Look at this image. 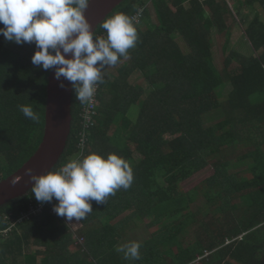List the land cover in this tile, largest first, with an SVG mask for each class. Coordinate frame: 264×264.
<instances>
[{
	"label": "trees",
	"instance_id": "trees-1",
	"mask_svg": "<svg viewBox=\"0 0 264 264\" xmlns=\"http://www.w3.org/2000/svg\"><path fill=\"white\" fill-rule=\"evenodd\" d=\"M117 13L132 19L138 40L127 58L103 69L79 159L116 154L133 182L105 204L91 201L79 236L49 205L24 219L30 205L41 204L31 191L3 206L0 264H264V0H125L106 19ZM101 24L94 37L106 36ZM235 26L244 30L245 54L231 49ZM215 36L223 42L221 70ZM36 50L0 35V182L44 136L51 69L32 64ZM28 104L38 124L19 111ZM85 104L74 92L71 134L54 170L79 156ZM246 161L242 175L230 171ZM209 166L213 175L185 191L183 184ZM199 195L205 205L195 212ZM135 220L152 234L141 258L130 261L115 248Z\"/></svg>",
	"mask_w": 264,
	"mask_h": 264
},
{
	"label": "clouds",
	"instance_id": "clouds-1",
	"mask_svg": "<svg viewBox=\"0 0 264 264\" xmlns=\"http://www.w3.org/2000/svg\"><path fill=\"white\" fill-rule=\"evenodd\" d=\"M91 0H0V35L18 45L34 43L31 57L34 66L55 69V78L71 83L76 100L82 104L92 100L96 85L103 83V69L115 66L119 58H127L138 34L132 19L123 13L107 18L101 24L106 37L93 35L85 16ZM71 54V58H66ZM64 87L63 82L59 85ZM19 111L33 123L40 115L31 104L18 105ZM32 182L31 192L40 203H58L53 211L69 222L84 220L92 212L91 201L105 204L116 191L128 189L133 182L129 164L116 154L106 157L90 153L83 159L71 160L56 170L34 174L25 169ZM22 179L15 177L12 184ZM141 244L137 241L117 246L125 260H139Z\"/></svg>",
	"mask_w": 264,
	"mask_h": 264
},
{
	"label": "water",
	"instance_id": "water-1",
	"mask_svg": "<svg viewBox=\"0 0 264 264\" xmlns=\"http://www.w3.org/2000/svg\"><path fill=\"white\" fill-rule=\"evenodd\" d=\"M125 0H91L85 11L93 34L106 17ZM66 58H71V54ZM55 69L50 70L47 85L45 109V128L42 142L36 152L15 173L0 182V209L11 202L25 197L32 188V182L25 175V169H33L34 174H45L53 171L59 164L67 147L72 130V85L61 78L58 81L54 75ZM63 82L64 87L59 85ZM21 176L22 179L15 185L12 180Z\"/></svg>",
	"mask_w": 264,
	"mask_h": 264
},
{
	"label": "rangeland",
	"instance_id": "rangeland-1",
	"mask_svg": "<svg viewBox=\"0 0 264 264\" xmlns=\"http://www.w3.org/2000/svg\"><path fill=\"white\" fill-rule=\"evenodd\" d=\"M232 2H235V0H230ZM153 6L151 4L149 5V14L150 19L153 21H156ZM230 24L233 22V20H229ZM232 30V29H231ZM231 49L237 52H241V54H245L247 50H249V45L247 44V39L244 35L243 28L240 27H234L231 31ZM223 42L220 44L218 41V37L215 36V47H214V55H215V63L219 70L222 69L223 61H224V55L222 52ZM227 56V55H226ZM251 161H246L243 163H238L231 167L230 171L232 173H239V176L242 175L243 171L250 166ZM214 173L213 167L209 166L206 170H203L193 176L191 179L186 181L183 184V187L185 191H189L194 189L196 186H198L202 181H205L207 178L212 176ZM58 202V201H57ZM205 205V198H203L201 195L198 196L197 201L193 205L192 210L197 212L202 208V206ZM130 214H126L121 219H126ZM64 220L68 224L69 228L71 229V232L75 233L77 236H79V231L81 230L82 226L80 222H76L75 220L69 222L65 217ZM119 219V220H121ZM152 231H149L146 227L145 222L140 220H135L131 224H129L126 229L123 231V241L121 245L126 244L128 242L137 241L140 244L144 243V241L149 240L151 238ZM120 246V245H119ZM194 264H199V261H196Z\"/></svg>",
	"mask_w": 264,
	"mask_h": 264
},
{
	"label": "built area",
	"instance_id": "built-area-1",
	"mask_svg": "<svg viewBox=\"0 0 264 264\" xmlns=\"http://www.w3.org/2000/svg\"><path fill=\"white\" fill-rule=\"evenodd\" d=\"M139 16V15H138ZM140 17V16H139ZM138 17H133V20L137 21ZM99 37L105 38V34L100 35ZM98 91H99V85H96V91L94 93V96L92 100L88 103H86L80 113L81 117V131L79 133V140H80V150L79 151V157L82 155L83 148L86 145L87 142V136L90 131V129L94 126V118L96 116V107H97V96H98ZM76 160V159H75ZM57 200L53 199L51 202H46L45 204H38V205H30L28 212L25 214L24 219H28L30 217H36L38 215H41L43 211L45 210L46 206H50L51 213L54 216H58L54 211H53V206L57 204ZM14 225V224H13ZM83 239H78V244H82Z\"/></svg>",
	"mask_w": 264,
	"mask_h": 264
}]
</instances>
